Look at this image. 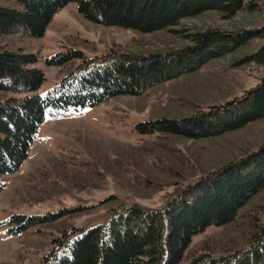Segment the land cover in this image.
<instances>
[{
	"label": "rangeland",
	"instance_id": "rangeland-1",
	"mask_svg": "<svg viewBox=\"0 0 264 264\" xmlns=\"http://www.w3.org/2000/svg\"><path fill=\"white\" fill-rule=\"evenodd\" d=\"M225 19L208 11L183 19L178 27L153 33L105 26L85 19L70 3L58 12L42 37L18 26L0 37V47L37 56L28 68L41 70L45 82L36 92L46 96L81 60L51 65L49 59L68 49L85 59L114 52L167 54L191 44L190 36L207 30L236 32L264 28V0ZM0 7L23 11L18 0ZM264 45L257 37L246 46L209 60L199 70L162 82L140 96H121L96 107L46 116L28 157L15 173L0 175V264H42L53 241L76 228L106 224L112 214L134 204L161 208L167 198L200 177L264 147V119L215 137L191 140L177 135H140L136 124L183 119L206 107L241 97L264 77V64L245 59ZM25 93L0 90V103ZM14 215L52 216L20 235L7 224ZM264 217V189L240 211L234 222L210 227L192 240L181 264L204 254L220 256L244 249Z\"/></svg>",
	"mask_w": 264,
	"mask_h": 264
},
{
	"label": "trees",
	"instance_id": "trees-1",
	"mask_svg": "<svg viewBox=\"0 0 264 264\" xmlns=\"http://www.w3.org/2000/svg\"><path fill=\"white\" fill-rule=\"evenodd\" d=\"M23 11L0 7V37L21 26L42 37L54 16L70 3L88 21L142 33L172 30L183 19L217 11L235 17L246 0H18ZM264 37V28L225 32L207 30L190 36L191 44L167 54L114 52L85 59L75 49L57 53L51 65L81 60L46 96L36 92L45 82L39 69L28 68L37 56L0 47V90L27 94L0 103V175L17 172L46 116L71 109L96 107L121 96H140L162 82L199 70L209 60ZM264 64V45L245 59ZM264 119V77L241 97L209 106L183 119H158L136 124L140 135H177L191 140L211 138ZM172 193L161 208L134 204L115 211L106 224L76 228L53 241L42 264H181L192 240L208 228L222 227L264 189V147L198 178ZM0 182V192L3 189ZM52 216L14 215L7 224L20 235L50 222ZM3 223L0 221V228ZM191 264H264V217L250 243L220 256L204 254Z\"/></svg>",
	"mask_w": 264,
	"mask_h": 264
}]
</instances>
